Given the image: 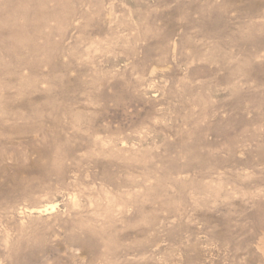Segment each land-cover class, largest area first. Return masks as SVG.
Masks as SVG:
<instances>
[{"label": "rangeland", "instance_id": "1", "mask_svg": "<svg viewBox=\"0 0 264 264\" xmlns=\"http://www.w3.org/2000/svg\"><path fill=\"white\" fill-rule=\"evenodd\" d=\"M263 44L264 0H0V264H264Z\"/></svg>", "mask_w": 264, "mask_h": 264}, {"label": "bare ground", "instance_id": "2", "mask_svg": "<svg viewBox=\"0 0 264 264\" xmlns=\"http://www.w3.org/2000/svg\"><path fill=\"white\" fill-rule=\"evenodd\" d=\"M196 36V35H195ZM254 36V35H253ZM255 37H257V36H255ZM196 38V37H195ZM259 38V37H258ZM249 39H251V38H249ZM248 39V40H249ZM252 39H254V37L252 38ZM257 39V38H256ZM254 41V40H253ZM255 41H258V39L257 40H255ZM263 41V40H262ZM262 41H260V42H262ZM188 42V41H187ZM251 42H252V40H251ZM190 45H191V43H189ZM257 45H258V43H257ZM259 45H261V44H259ZM264 45V44H263ZM197 46V45H196ZM195 46V47H196ZM190 47V46H189ZM198 47V46H197ZM199 49V48H198ZM164 50V49H163ZM195 50V49H194ZM150 51V50H149ZM199 51V50H198ZM151 52V51H150ZM195 55V54H194ZM55 209V206H53V207H51L50 208V210H54ZM48 210V209H47Z\"/></svg>", "mask_w": 264, "mask_h": 264}]
</instances>
